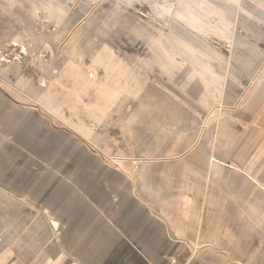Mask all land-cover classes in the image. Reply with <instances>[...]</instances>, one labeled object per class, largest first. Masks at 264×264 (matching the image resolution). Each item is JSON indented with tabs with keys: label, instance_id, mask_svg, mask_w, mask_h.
<instances>
[{
	"label": "crops",
	"instance_id": "crops-1",
	"mask_svg": "<svg viewBox=\"0 0 264 264\" xmlns=\"http://www.w3.org/2000/svg\"><path fill=\"white\" fill-rule=\"evenodd\" d=\"M3 17L0 264H264V105L249 89L232 112L139 107L120 96L134 77L96 82L90 53L46 69L43 22Z\"/></svg>",
	"mask_w": 264,
	"mask_h": 264
},
{
	"label": "rangeland",
	"instance_id": "rangeland-1",
	"mask_svg": "<svg viewBox=\"0 0 264 264\" xmlns=\"http://www.w3.org/2000/svg\"><path fill=\"white\" fill-rule=\"evenodd\" d=\"M5 15L43 22L33 31L50 42L43 52H54V61L43 55L46 69L90 53L96 82L108 70L134 77V93L120 96L139 107L155 100L175 116L200 103L204 116L211 106L232 112L247 89L252 111L264 105V0H0V20ZM98 86L92 98L101 96Z\"/></svg>",
	"mask_w": 264,
	"mask_h": 264
},
{
	"label": "bare ground",
	"instance_id": "bare-ground-1",
	"mask_svg": "<svg viewBox=\"0 0 264 264\" xmlns=\"http://www.w3.org/2000/svg\"><path fill=\"white\" fill-rule=\"evenodd\" d=\"M199 63V62H198ZM126 77V76H125ZM126 83V82H125ZM260 98L262 97V93L259 94ZM251 98V97H250ZM253 101V100H252ZM255 103V102H254Z\"/></svg>",
	"mask_w": 264,
	"mask_h": 264
}]
</instances>
